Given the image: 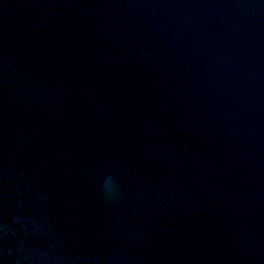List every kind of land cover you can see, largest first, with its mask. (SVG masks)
<instances>
[{
    "label": "water",
    "instance_id": "1",
    "mask_svg": "<svg viewBox=\"0 0 264 264\" xmlns=\"http://www.w3.org/2000/svg\"><path fill=\"white\" fill-rule=\"evenodd\" d=\"M0 264H264V0H0Z\"/></svg>",
    "mask_w": 264,
    "mask_h": 264
}]
</instances>
